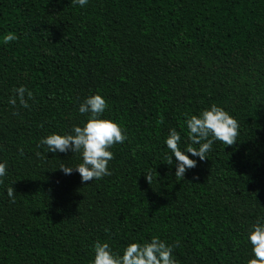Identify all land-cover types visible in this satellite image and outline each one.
Returning <instances> with one entry per match:
<instances>
[{"label":"trees","instance_id":"16d2710c","mask_svg":"<svg viewBox=\"0 0 264 264\" xmlns=\"http://www.w3.org/2000/svg\"><path fill=\"white\" fill-rule=\"evenodd\" d=\"M20 86L29 108L9 104ZM94 94L128 139L110 149V176L82 183L59 169L79 153L40 142L82 127ZM213 104L237 141H214L204 161L185 153L196 167L178 179L169 132L186 151V119ZM0 162V264H92L97 241L122 255L154 236L178 264H247L264 223V0H0Z\"/></svg>","mask_w":264,"mask_h":264},{"label":"clouds","instance_id":"9594fccd","mask_svg":"<svg viewBox=\"0 0 264 264\" xmlns=\"http://www.w3.org/2000/svg\"><path fill=\"white\" fill-rule=\"evenodd\" d=\"M74 5L84 7L88 0H72ZM15 33L8 32L3 36V43L8 44L17 40ZM14 95L9 98V104L14 108H29V101H34L32 91L24 86L13 89ZM108 108L106 100L99 94L87 97L79 104L80 114H88L89 118L81 126H74L71 134H50L44 137L40 144L47 146L48 152L79 153L82 162L76 167L61 164L59 169L64 174H71L73 169L80 174L81 181L89 182L100 180L112 173L109 170V162L114 159L110 149L115 144H123L128 139L125 130L116 122L101 118ZM13 112V115H17ZM161 117L157 123L162 124ZM189 130L191 144L186 151L180 149V134L171 129L165 141L167 148L172 153L166 156L167 164L172 165L176 160L175 177L183 179L186 169L196 167V161L190 159L185 153L199 157L201 161L207 159V153L212 150L214 141H220L225 146H233L239 136L240 125L224 108L213 104L203 110L199 115H191L185 121ZM198 145L199 147H193ZM21 154H22V150ZM40 155V153H37ZM7 175V163L0 162V184ZM147 183L153 181L151 172L144 174ZM158 176V174H157ZM7 195L12 203H15V190L12 186L7 188ZM247 241L251 245V258L247 264H264V223L257 221L248 233ZM179 245V241L176 242ZM94 259L92 264H178L173 256V245H169L159 237H152L150 242L140 244L129 243L123 250L122 255H117L107 242L97 241L94 246Z\"/></svg>","mask_w":264,"mask_h":264}]
</instances>
